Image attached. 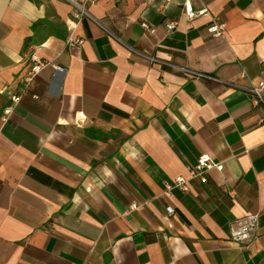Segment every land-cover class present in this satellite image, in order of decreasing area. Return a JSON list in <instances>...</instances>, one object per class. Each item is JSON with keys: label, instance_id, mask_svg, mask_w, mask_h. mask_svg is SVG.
<instances>
[{"label": "crops", "instance_id": "obj_1", "mask_svg": "<svg viewBox=\"0 0 264 264\" xmlns=\"http://www.w3.org/2000/svg\"><path fill=\"white\" fill-rule=\"evenodd\" d=\"M33 57L49 65L3 122ZM262 80L264 0H0V264H264ZM202 155L223 166L206 182Z\"/></svg>", "mask_w": 264, "mask_h": 264}, {"label": "built area", "instance_id": "obj_2", "mask_svg": "<svg viewBox=\"0 0 264 264\" xmlns=\"http://www.w3.org/2000/svg\"><path fill=\"white\" fill-rule=\"evenodd\" d=\"M95 1L96 0H86L87 3H93ZM153 1L155 0H146L147 3H151ZM162 1L169 3L172 0H162ZM71 3L73 5L72 15L76 19L77 24H79L81 20L84 18V16L87 15V13L84 10V6H81L74 1H71ZM184 11L188 20H193L197 17L208 14L206 9L200 10L198 12H194L189 2L185 3ZM142 27L146 29V31H148L150 34L155 33V29L150 27L146 23L142 24ZM177 27H178V22H171L167 25V29L169 32L175 31ZM208 32L211 34L213 38H221L225 35L226 25L217 20H213V22L208 27ZM68 44L70 47L81 46L83 44V40L70 37L68 40ZM148 59L151 62L159 63L154 58L149 57ZM33 62L34 65L31 71L28 73L27 79L25 80L26 83L25 87L19 90V93L17 95H13L11 97V105L5 109L4 117L2 119L3 122L8 121L11 114L13 113V109L15 108V106H17L20 103L25 91L28 88L29 82L32 81L39 74V72H41V70H43L49 65V63L39 61L35 57H33ZM178 70L195 79H208L219 82V80H217L216 78L210 77L206 74L191 72L189 70H183L180 68H178ZM230 85L232 87L239 88V86H237L236 84H230ZM246 91L252 94L253 102L256 105H264V80L260 81L257 85H254L249 89L246 88ZM259 123L264 127V117L259 121ZM213 168L222 170L223 166L222 164H215L209 156L202 155L198 159L197 165L189 169L190 179L199 178L202 182H206V173ZM187 182L188 180H186L185 178L182 177L176 178L174 180V184L172 186H168V189L170 190L172 187H177L183 190L184 192H187L189 190L187 186ZM133 207L136 208L135 206ZM168 212L169 214H172L174 210L169 207ZM258 231H259V215L257 214L249 215L243 218L235 219L230 223L229 236H230V240L233 243L239 246H247L254 243L257 240Z\"/></svg>", "mask_w": 264, "mask_h": 264}, {"label": "water", "instance_id": "obj_3", "mask_svg": "<svg viewBox=\"0 0 264 264\" xmlns=\"http://www.w3.org/2000/svg\"><path fill=\"white\" fill-rule=\"evenodd\" d=\"M107 257H109V255H107Z\"/></svg>", "mask_w": 264, "mask_h": 264}]
</instances>
